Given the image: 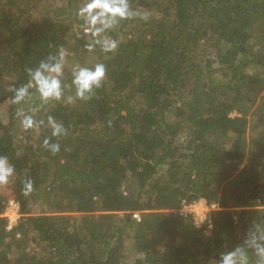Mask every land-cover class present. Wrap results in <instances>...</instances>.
Instances as JSON below:
<instances>
[{"label":"trees","instance_id":"1","mask_svg":"<svg viewBox=\"0 0 264 264\" xmlns=\"http://www.w3.org/2000/svg\"><path fill=\"white\" fill-rule=\"evenodd\" d=\"M86 2L0 0V156L19 207L10 225L0 195V264H218L264 222V0H129L109 53ZM61 53L62 99L33 86L13 103ZM97 63L102 87L81 100L73 73ZM200 200L216 209L198 226L182 210Z\"/></svg>","mask_w":264,"mask_h":264},{"label":"clouds","instance_id":"2","mask_svg":"<svg viewBox=\"0 0 264 264\" xmlns=\"http://www.w3.org/2000/svg\"><path fill=\"white\" fill-rule=\"evenodd\" d=\"M78 15L91 27L90 34L95 44L99 45L104 53H109L117 49L118 41L111 39L107 33L115 27L116 23L133 17L135 13L132 12L129 0H87L79 9ZM63 60L64 55L61 53L59 60L41 63L39 68L30 72L29 84L15 89L13 103L22 102L30 95L29 88L33 86L45 102L62 99L63 84L60 77L63 73ZM105 77L106 66L103 63H97L91 68L79 67L74 71L72 79L76 97L87 100L95 89L102 87ZM20 115H22L21 122L26 130L37 127L38 122L31 115ZM48 122L53 136H60L64 132L63 126L52 117L48 118ZM44 144L54 154L60 151L58 143L50 144L48 140H45ZM14 175V167L6 157L0 156V185L10 183ZM32 191V181L26 180L23 194L28 196ZM204 220L205 217L201 216L199 223H203ZM250 252L256 257L255 264H264V222L256 225L255 232L251 234L250 239L245 240L243 245L223 253L218 264H253Z\"/></svg>","mask_w":264,"mask_h":264},{"label":"rangeland","instance_id":"3","mask_svg":"<svg viewBox=\"0 0 264 264\" xmlns=\"http://www.w3.org/2000/svg\"><path fill=\"white\" fill-rule=\"evenodd\" d=\"M34 19L33 23L34 26L37 28L43 27V25L48 23V18L44 17L43 13L39 8L34 9ZM36 28V29H37ZM10 184L0 185V195H3L5 198L9 200V205L7 207V210L5 212V215L9 219V224L12 225L18 218H19V207L17 204H15L12 200V191L9 190ZM185 210H182L184 213H190L193 214L195 217V220L199 222L200 217H206L208 212L211 210V206L207 204L205 200H200L198 203L188 205ZM198 226H200V223H197ZM130 248V245H129ZM131 252V251H128Z\"/></svg>","mask_w":264,"mask_h":264},{"label":"built area","instance_id":"4","mask_svg":"<svg viewBox=\"0 0 264 264\" xmlns=\"http://www.w3.org/2000/svg\"><path fill=\"white\" fill-rule=\"evenodd\" d=\"M187 206H188V205H187ZM187 206L185 205L184 208H186ZM184 208H183V210H185ZM211 209H213V210L216 209V206H215V205H212V206H211ZM187 213H188V212H187ZM196 222L199 223L198 221H196ZM197 225H198V224H197Z\"/></svg>","mask_w":264,"mask_h":264}]
</instances>
